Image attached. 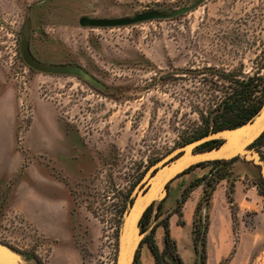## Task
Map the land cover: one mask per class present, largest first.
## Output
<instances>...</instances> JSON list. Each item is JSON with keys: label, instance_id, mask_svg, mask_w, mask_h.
<instances>
[{"label": "rangeland", "instance_id": "1", "mask_svg": "<svg viewBox=\"0 0 264 264\" xmlns=\"http://www.w3.org/2000/svg\"><path fill=\"white\" fill-rule=\"evenodd\" d=\"M191 7L177 18L126 27L80 24L84 17ZM24 38L39 64L80 67L102 86L35 70L23 57ZM0 70L18 100L23 161L17 179L31 188L33 173L49 176L72 203L66 209L72 236L51 238L9 200L16 181L9 182L0 197V244L21 256V264H76L75 254L78 264H116L126 214L153 168L193 143L187 142L251 79L259 85L255 100L264 101V0H0ZM38 104L46 115L49 107L55 111L66 155L29 147ZM212 142L216 147L221 140ZM252 150L264 162V141ZM230 164L213 166L216 175L232 177ZM257 170L264 191L262 167ZM160 203L140 223L137 256L165 217L157 212Z\"/></svg>", "mask_w": 264, "mask_h": 264}, {"label": "crops", "instance_id": "2", "mask_svg": "<svg viewBox=\"0 0 264 264\" xmlns=\"http://www.w3.org/2000/svg\"><path fill=\"white\" fill-rule=\"evenodd\" d=\"M41 110L38 104V122L32 127L29 147L37 154L66 155L65 133L61 125L54 121L55 111L49 107L46 115ZM17 119L15 89L0 70V197L9 182L16 181L15 190L9 196L16 209L31 219L45 235L69 240L72 232L66 209L72 203L63 185L49 176L37 177L35 173L31 188L27 181L17 179L23 161L17 151ZM212 169L213 166L196 167L169 184L168 195L162 201L161 213L165 217L161 216L155 222L160 224L154 240L164 255L161 264H171L170 256L178 258L183 264H201V247L197 248L196 244L197 225L202 226L204 232L208 225L205 234L206 264H264V195L256 184L258 166L241 159L232 162V177L229 175L219 181L207 205L203 203L206 181L191 191L189 189L196 180L211 175ZM187 190V200L179 207ZM167 218L171 238L176 244L175 254L166 252V231L161 223ZM141 250L142 255H139L136 264H157L148 243H143ZM74 257L78 264V254Z\"/></svg>", "mask_w": 264, "mask_h": 264}, {"label": "water", "instance_id": "3", "mask_svg": "<svg viewBox=\"0 0 264 264\" xmlns=\"http://www.w3.org/2000/svg\"><path fill=\"white\" fill-rule=\"evenodd\" d=\"M198 5V4H197ZM193 8L177 10L172 14L162 11H149L132 18L123 19H90L82 18L83 27L117 28L140 23L177 18L190 12ZM22 54L28 65L39 72L52 75H73L101 87V83L80 67L43 66L36 62L29 52L26 38L22 42ZM264 134V101L257 115L245 124L234 128L211 132L207 136L177 150L167 159L161 161L148 174L145 185L138 189L132 207L125 217L120 235L119 254L116 264H134L138 249L141 246L140 223L146 211L154 204L160 203L168 195V185L191 167L204 162L231 161L244 158L262 167L264 179V162L260 154L252 150L255 142ZM221 140V143L207 150H198L204 144ZM21 256L12 249L0 244V264H21ZM171 264H183L174 256L169 257Z\"/></svg>", "mask_w": 264, "mask_h": 264}, {"label": "trees", "instance_id": "4", "mask_svg": "<svg viewBox=\"0 0 264 264\" xmlns=\"http://www.w3.org/2000/svg\"><path fill=\"white\" fill-rule=\"evenodd\" d=\"M255 79H251L250 81L247 82L245 87L240 91V94L236 98H231V103L226 104V107L222 113L217 114L216 116L212 117L211 124L198 132L195 136H193L187 143L194 142L196 140H199L205 136H207L211 132H216L224 129H234L237 128L246 122L250 121L252 118H254L257 113L260 111L261 106L263 104V98L262 100H255V92L256 89L259 87L258 84L255 83ZM262 88V92H263ZM233 99V101H232ZM264 141V134L255 142L254 145H261L262 142ZM218 142H210L207 143L203 146H201L198 150H206L213 148V144H216ZM239 160V158H236L231 161H213V162H204L200 163L198 165H195L191 167L189 170L185 171L183 174L192 171L196 167H205L207 165L215 166L219 164H227V163H232ZM227 178V177H226ZM225 179L224 176L218 177L215 173V169L213 167L211 175H207L202 179L196 180L190 187V191L194 189L195 187H198L203 181H206L207 188L205 189V196L203 203H206L208 205L211 195L215 191L218 183L220 180ZM169 186V185H168ZM260 193L264 195V191L260 190ZM188 197V190L185 192L183 195L182 200L179 202V207H182V205L186 202ZM203 203L200 204L198 210L200 211V208L202 207ZM155 204L149 208L148 212L145 214L141 221V225L146 224V219L150 213V211L153 210ZM162 210V202L158 204L157 206V212L160 213ZM168 219L164 220L161 225L164 226L165 231H166V244H167V249L166 252L170 254H175L176 253V244L171 238V232H170V226L168 223ZM157 224L156 227L152 231V237H147L144 239L143 243H148L150 246V249L156 258L157 264H161V262L164 259V255L160 253L155 240H154V235L156 228L158 227ZM208 225L206 226L207 230ZM206 230L202 229V226H198L196 228L195 234H196V244L197 248L198 246L201 247V250H199V258H200V263L201 264H206V240H205V234ZM198 250V249H197ZM139 256H137V260L135 263L138 261Z\"/></svg>", "mask_w": 264, "mask_h": 264}, {"label": "built area", "instance_id": "5", "mask_svg": "<svg viewBox=\"0 0 264 264\" xmlns=\"http://www.w3.org/2000/svg\"><path fill=\"white\" fill-rule=\"evenodd\" d=\"M263 211H264V196H263Z\"/></svg>", "mask_w": 264, "mask_h": 264}]
</instances>
